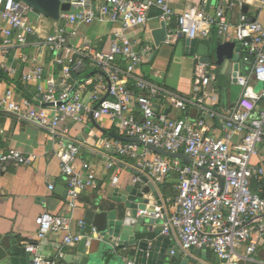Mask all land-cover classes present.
Segmentation results:
<instances>
[{
    "label": "built area",
    "instance_id": "1",
    "mask_svg": "<svg viewBox=\"0 0 264 264\" xmlns=\"http://www.w3.org/2000/svg\"><path fill=\"white\" fill-rule=\"evenodd\" d=\"M238 1L220 0L213 9L202 6L194 15L176 16L170 0H71L69 10L59 11L51 31L43 36L42 22L31 17L35 12L32 7L19 0H0V54L20 50L30 37H36L37 49H44L58 68L56 76H47L41 65L24 72L21 83H35L36 93L29 99L13 86L4 89L0 92V112L50 133L58 147L56 158L67 185L69 212L77 209L83 190L96 188V181L91 165L79 160L83 145L69 136L67 124L84 122L87 117L94 121L106 118L115 137L134 138L143 144L116 138L97 143L113 157L129 162L134 172L130 186L149 182L158 187L169 175L178 179L176 196L160 197L143 213L159 226V237L174 242L170 257L175 250L185 255L198 249L210 250L220 264H264L252 258L264 239V191L259 194L251 189L253 182L259 184L264 179V167L252 164L264 142V87L255 90L264 86V27L246 15L237 23L229 22L226 13L232 12ZM260 2L264 7V0ZM151 10L165 23L167 37L181 34L187 40H206L215 30L222 42L239 45L234 53L233 80L241 92L236 103L225 108L217 131L208 128L201 117L216 115L206 106L213 67H195L189 100L149 83L139 73L151 48L145 45L137 50L139 40L129 34L147 26ZM93 23L114 28L106 49L92 48L90 39L81 33ZM21 60L26 63L27 57L22 54ZM117 60L124 62L123 70L115 65ZM0 68L14 75L13 68L4 62ZM88 70L94 74L77 85L75 77ZM211 102H215L214 96ZM48 107L50 119L45 116ZM177 110L194 112L196 117L178 119L173 114ZM148 146L182 154L188 162L162 157ZM34 160L31 155L8 150L0 154V171L8 164L28 166ZM117 181L114 177L112 184ZM72 221L71 216L62 214L39 215L35 235L22 242L29 264H57L63 258L62 252L56 259L39 256L37 243L48 235L62 236V246L98 238L96 229L84 220L77 222L80 233L69 234Z\"/></svg>",
    "mask_w": 264,
    "mask_h": 264
},
{
    "label": "crops",
    "instance_id": "2",
    "mask_svg": "<svg viewBox=\"0 0 264 264\" xmlns=\"http://www.w3.org/2000/svg\"><path fill=\"white\" fill-rule=\"evenodd\" d=\"M219 1L170 0V6L176 16L194 15L200 7L205 6L208 9H213ZM242 6L243 0H239L233 11L226 13L229 22L237 23L241 15H246L264 27L263 6L256 8L248 5L249 8L246 12H243ZM34 15L37 17L34 18ZM39 15L41 14L35 11L31 17L33 20L41 21ZM157 15L156 10H151L147 26L134 29L129 34L133 40H139L137 50H141L145 45L151 48V51L143 57L139 73L149 83L165 88L179 98L189 100L192 97L195 67L200 64L195 63V58L198 59L207 55L208 47L224 42L213 30L211 36L206 40H195L193 56H190V46L186 45L187 39L184 37L180 39L178 34L175 37H167L165 44L155 48L150 32L158 28L162 22L157 18ZM42 17L44 16L42 15ZM47 20L50 22L49 26L40 24L42 25L43 36L51 31L52 20ZM2 28L3 23L0 21V30ZM113 29L111 25L93 23L82 28L81 33L90 39L92 48L102 50L107 48ZM36 42V37H30L28 44L20 50H11L8 55L0 54V65L4 62L5 65L14 70V75L10 76L0 68V92L13 86L22 97L31 99L36 93L35 83L27 86L22 84L21 76L24 72L30 70L34 65H41L47 76L58 74V68L51 64L49 54L44 49L40 52L36 47ZM22 54L27 57L26 63L21 60ZM39 54L41 56H38ZM115 65L122 70L125 67L121 60H117ZM222 65L224 66L220 68L215 63L205 65L214 68L212 70L214 80L206 88L208 94L206 106L216 115L214 117H201L207 127L215 131H217L220 120L224 116L225 108L235 104L241 92L233 80V70L236 64L233 61L224 60ZM248 67V64L244 65V69ZM93 74L92 70H88L75 77L77 85L84 84L87 80L80 83L81 80L90 78ZM82 76L84 77L82 78ZM212 96L215 97V102H211ZM232 97L234 98L233 101L231 100ZM49 114L50 108L48 107L45 112L47 119H50ZM173 114L178 119L196 117L194 112L186 114L177 110ZM92 121L94 120L91 117H87L84 122H69L67 124L69 136L83 145L80 149L79 160L91 165L96 181V188L83 190L79 195L77 209L69 212L66 208L67 185L60 174L59 163L56 158L58 147L50 133L47 130L18 122L12 116L0 112V154L8 150H18L25 155L33 156L35 159L28 166L14 167L8 164L0 171V258L7 255L16 258V264H29V257L23 251L22 242L33 238L36 232L35 219L45 212L71 216L73 221L68 231L71 235L80 233L77 227L78 220H84L88 226L96 229L95 225L87 223V212L99 201L111 207L114 204L107 199L112 198L115 191L123 194L126 188L130 186L134 172L129 167V162L127 163V160L123 158L113 157L112 153L106 152L97 145L99 141H108L114 138V135L110 134L111 130L114 131V127L106 118L94 121L95 124ZM111 162L113 165L109 167L108 164ZM252 164L264 167V142L260 146L259 155L252 160ZM114 177L118 178L115 185L112 184ZM177 185L176 175L166 177L164 182L156 187L159 198L176 196ZM251 185L252 191L255 193L260 194L264 191V179L259 184L253 182ZM49 186H53L52 190H49ZM154 206L155 203L150 201L146 208L151 210ZM158 229L159 226L156 223H147L146 235L143 237L156 239ZM167 240L168 249H173L174 242L170 239ZM37 245L39 256L48 259H56L58 252H62L63 257L75 255L79 247V243L62 246V236L54 235H48ZM252 258L256 262L264 263V239L259 242ZM181 259H186L187 264H220L218 258L210 250H199L198 253L190 250L187 254L182 255ZM59 262L60 260L57 261V264ZM181 262V260L172 262L165 258L163 264H182Z\"/></svg>",
    "mask_w": 264,
    "mask_h": 264
},
{
    "label": "water",
    "instance_id": "3",
    "mask_svg": "<svg viewBox=\"0 0 264 264\" xmlns=\"http://www.w3.org/2000/svg\"><path fill=\"white\" fill-rule=\"evenodd\" d=\"M32 7L35 11L47 19L57 20L59 11H68L71 0H19ZM252 7L262 6L259 0H243L242 10L246 12ZM62 27V23L59 25ZM153 46L159 48L167 42V28L162 21L158 28L150 32ZM183 39L181 34H178ZM195 40H186V45L190 46V56H193ZM239 45L233 42L217 43L208 47L207 55L195 58V63L211 65L215 63L221 66L226 61L237 62L234 52L238 51ZM88 79L81 80L80 83ZM238 90H241L237 86ZM235 95V94H234ZM233 97L231 100L233 101ZM94 122V121H92ZM95 124V122H94ZM124 143H134L139 146L143 144L134 138L115 137ZM153 153L162 157L177 159L187 163L188 159L182 154L167 153L162 150L148 146ZM222 187V182H220ZM159 199L156 187L152 183H141L128 186L122 193L115 191L112 198L107 199L114 205L111 207L99 201L87 212V223L95 225L98 238L90 241L85 239L79 243L78 251L75 255L63 257L59 264H127L134 261V264H163L165 258L172 262L181 260L182 264H187V260H182V254L175 250L174 256L170 257L168 240L163 237L147 239L143 237L146 232V224L153 223L152 220L143 216L150 201L153 203ZM97 223V224H96ZM159 231V229H158ZM191 252L198 253L199 250L191 249ZM17 259L4 255L0 258V264H16Z\"/></svg>",
    "mask_w": 264,
    "mask_h": 264
},
{
    "label": "rangeland",
    "instance_id": "4",
    "mask_svg": "<svg viewBox=\"0 0 264 264\" xmlns=\"http://www.w3.org/2000/svg\"><path fill=\"white\" fill-rule=\"evenodd\" d=\"M36 17H37V15H34V18H36ZM40 19H41V21H42V23H41L42 25H44V26H49V23H50L49 20H47V19L44 18V17H41ZM223 66H224V65H222V66H218V68L223 67ZM83 77H84V76H82V78H83ZM261 87H264V86H262V85H260V86H259V85L256 86V87H255L256 92H258V91L260 90ZM96 224H97V223H96ZM96 228H98V227H96Z\"/></svg>",
    "mask_w": 264,
    "mask_h": 264
},
{
    "label": "trees",
    "instance_id": "5",
    "mask_svg": "<svg viewBox=\"0 0 264 264\" xmlns=\"http://www.w3.org/2000/svg\"><path fill=\"white\" fill-rule=\"evenodd\" d=\"M110 134H111V135H115L113 130L110 131ZM252 184H253V183H252ZM251 189H252V185H251ZM252 190H253V189H252Z\"/></svg>",
    "mask_w": 264,
    "mask_h": 264
}]
</instances>
